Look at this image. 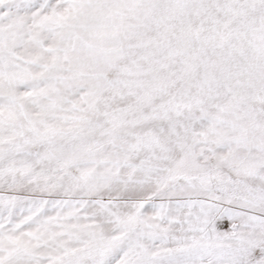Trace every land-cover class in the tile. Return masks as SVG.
<instances>
[{"label":"snow or ice","instance_id":"obj_1","mask_svg":"<svg viewBox=\"0 0 264 264\" xmlns=\"http://www.w3.org/2000/svg\"><path fill=\"white\" fill-rule=\"evenodd\" d=\"M0 264H264V0H0Z\"/></svg>","mask_w":264,"mask_h":264}]
</instances>
